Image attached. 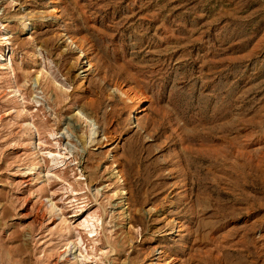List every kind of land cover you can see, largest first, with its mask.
I'll return each instance as SVG.
<instances>
[{"label":"rangeland","instance_id":"obj_1","mask_svg":"<svg viewBox=\"0 0 264 264\" xmlns=\"http://www.w3.org/2000/svg\"><path fill=\"white\" fill-rule=\"evenodd\" d=\"M0 264H264V0H0Z\"/></svg>","mask_w":264,"mask_h":264}]
</instances>
